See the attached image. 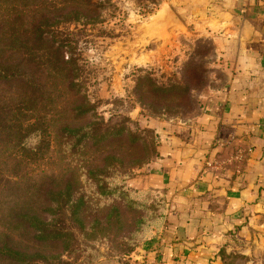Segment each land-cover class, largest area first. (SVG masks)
<instances>
[{"label": "rangeland", "instance_id": "obj_1", "mask_svg": "<svg viewBox=\"0 0 264 264\" xmlns=\"http://www.w3.org/2000/svg\"><path fill=\"white\" fill-rule=\"evenodd\" d=\"M31 1L52 25L49 30L60 31L74 47V79L93 115L73 122H96L101 142L92 164L78 154L66 153L63 159L56 151L39 161V168L52 167L57 173L48 179L47 196L29 205L61 235L53 241H30L33 231L21 233L20 249L47 264H123L137 243L145 207L155 204L127 183L154 156L157 137L149 123L185 119L202 107L213 71L211 41L193 39L181 24L157 22L163 6L173 7V0ZM182 32L180 40L172 38ZM57 85L63 92L62 84ZM58 87H52L55 97H46L51 100L46 111L62 118L64 103L69 106L77 97L58 96ZM36 141L35 135L27 139ZM221 259V264H264V249L254 254L224 250Z\"/></svg>", "mask_w": 264, "mask_h": 264}, {"label": "crops", "instance_id": "obj_2", "mask_svg": "<svg viewBox=\"0 0 264 264\" xmlns=\"http://www.w3.org/2000/svg\"><path fill=\"white\" fill-rule=\"evenodd\" d=\"M171 4L213 71L197 112L149 123L156 153L127 183L155 204L123 264H221L264 249V0Z\"/></svg>", "mask_w": 264, "mask_h": 264}, {"label": "trees", "instance_id": "obj_3", "mask_svg": "<svg viewBox=\"0 0 264 264\" xmlns=\"http://www.w3.org/2000/svg\"><path fill=\"white\" fill-rule=\"evenodd\" d=\"M37 11L31 0H0V260L6 264L48 263L25 255L21 233L33 231L30 241H53L61 235L29 205L47 196L48 179L57 173L52 167L39 168V161L56 151L63 159L66 153L78 154L92 164L101 142L96 122L81 126L73 122L93 115L74 79L78 74L74 47L59 36L60 31L49 30L52 25ZM57 84H62L63 92ZM53 86L58 87V96L77 97L69 106L64 103L62 118L47 115L51 100L46 97H55ZM32 135L37 141L27 143ZM143 153H148L146 146Z\"/></svg>", "mask_w": 264, "mask_h": 264}, {"label": "water", "instance_id": "obj_4", "mask_svg": "<svg viewBox=\"0 0 264 264\" xmlns=\"http://www.w3.org/2000/svg\"><path fill=\"white\" fill-rule=\"evenodd\" d=\"M177 17L179 20V23L182 25V20L179 16V14L174 10V8L167 4L163 6V11H162V16L157 20V22L163 26L165 25H171L173 24H178L175 22L174 18Z\"/></svg>", "mask_w": 264, "mask_h": 264}, {"label": "bare ground", "instance_id": "obj_5", "mask_svg": "<svg viewBox=\"0 0 264 264\" xmlns=\"http://www.w3.org/2000/svg\"><path fill=\"white\" fill-rule=\"evenodd\" d=\"M174 20H175L176 23L180 24L179 20L177 19V17H175Z\"/></svg>", "mask_w": 264, "mask_h": 264}]
</instances>
